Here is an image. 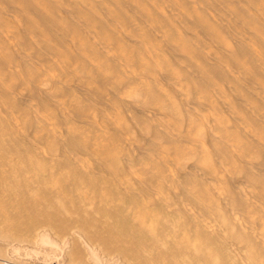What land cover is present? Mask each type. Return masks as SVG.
<instances>
[{"label": "bare ground", "instance_id": "1", "mask_svg": "<svg viewBox=\"0 0 264 264\" xmlns=\"http://www.w3.org/2000/svg\"><path fill=\"white\" fill-rule=\"evenodd\" d=\"M0 264H264V0H0Z\"/></svg>", "mask_w": 264, "mask_h": 264}]
</instances>
